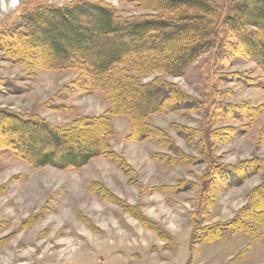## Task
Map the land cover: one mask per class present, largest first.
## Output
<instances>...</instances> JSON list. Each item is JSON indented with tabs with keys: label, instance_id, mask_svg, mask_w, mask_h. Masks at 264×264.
Instances as JSON below:
<instances>
[{
	"label": "rangeland",
	"instance_id": "1",
	"mask_svg": "<svg viewBox=\"0 0 264 264\" xmlns=\"http://www.w3.org/2000/svg\"><path fill=\"white\" fill-rule=\"evenodd\" d=\"M10 1L0 0V27L39 2L70 0H19L11 8ZM101 1L121 18L153 14L122 0ZM215 1L224 8L232 0ZM0 55L1 109L62 126L76 116L100 115L108 107L102 90H80L75 70H30ZM156 76L191 98L188 108L146 118L167 134L172 149L149 139H127L131 126L125 116L112 118L108 144L128 168H118L102 156L78 169L35 168L11 150L0 149V264H264L263 229L253 236L224 231L210 242L191 240L194 225L224 224L246 203V193L260 183L261 169L233 186L216 183L214 204L205 207L209 213L205 218L204 206L195 202L206 167V132L235 129L228 142H210L219 163L237 164L256 157L264 166V144L257 141L264 113L243 128L245 122L225 118L218 110V106L242 102L264 107L260 68L241 55L212 50L182 76L152 72L140 82ZM176 128L189 129L190 136L182 138ZM180 154L188 158V164H174ZM166 158H171L169 164ZM93 182L117 200L90 190ZM125 207L135 209L140 217ZM196 211L200 217L194 220Z\"/></svg>",
	"mask_w": 264,
	"mask_h": 264
},
{
	"label": "trees",
	"instance_id": "2",
	"mask_svg": "<svg viewBox=\"0 0 264 264\" xmlns=\"http://www.w3.org/2000/svg\"><path fill=\"white\" fill-rule=\"evenodd\" d=\"M122 1L153 14L121 18L101 0L39 2L0 27L3 57L30 70H75L80 90L87 93L100 89L108 103L102 114L76 116L62 126L0 108V149L11 150L35 168L78 169L97 156L118 168H128L108 144L113 134L112 118L129 119L127 139H149L172 149L167 134L148 124L146 118L192 105L191 98L163 77L145 83L140 82L141 77L152 72L182 76L189 65L212 50L252 60L264 77V0H232L224 8L215 0ZM218 110L225 118L245 122L243 128L264 113L263 106L252 107L244 102L218 106ZM176 130L182 138L190 136L189 129ZM234 130L225 127L203 135L206 167L197 186L196 205L204 206L201 215L205 218L209 215L205 207L214 204L216 183L233 186L261 169L260 183L246 193V203L224 224L194 225L192 243L213 241L224 231L253 236L264 230L263 162L254 157L222 164L214 156L212 141L228 142ZM257 141L264 144V126ZM170 160L166 158V163ZM174 160V164H188L184 154ZM89 188L104 199L117 200L100 184L93 182ZM127 208L126 212L140 217L135 209ZM199 217L196 211L192 218Z\"/></svg>",
	"mask_w": 264,
	"mask_h": 264
},
{
	"label": "bare ground",
	"instance_id": "3",
	"mask_svg": "<svg viewBox=\"0 0 264 264\" xmlns=\"http://www.w3.org/2000/svg\"><path fill=\"white\" fill-rule=\"evenodd\" d=\"M16 4H17V3H16ZM16 4H13V3H12V0H11L10 3H9V7H10V8H11V7H14ZM2 6L5 7V8L7 7V5L5 4V2H2Z\"/></svg>",
	"mask_w": 264,
	"mask_h": 264
},
{
	"label": "water",
	"instance_id": "4",
	"mask_svg": "<svg viewBox=\"0 0 264 264\" xmlns=\"http://www.w3.org/2000/svg\"><path fill=\"white\" fill-rule=\"evenodd\" d=\"M12 3H13V4H16V0H12Z\"/></svg>",
	"mask_w": 264,
	"mask_h": 264
},
{
	"label": "clouds",
	"instance_id": "5",
	"mask_svg": "<svg viewBox=\"0 0 264 264\" xmlns=\"http://www.w3.org/2000/svg\"><path fill=\"white\" fill-rule=\"evenodd\" d=\"M16 3L18 4L19 3V0H16ZM7 10V9H6Z\"/></svg>",
	"mask_w": 264,
	"mask_h": 264
}]
</instances>
